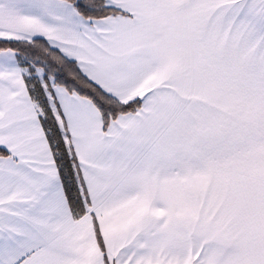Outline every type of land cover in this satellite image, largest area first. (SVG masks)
Masks as SVG:
<instances>
[{
	"label": "snow or ice",
	"instance_id": "1",
	"mask_svg": "<svg viewBox=\"0 0 264 264\" xmlns=\"http://www.w3.org/2000/svg\"><path fill=\"white\" fill-rule=\"evenodd\" d=\"M0 264H264V0H0Z\"/></svg>",
	"mask_w": 264,
	"mask_h": 264
}]
</instances>
